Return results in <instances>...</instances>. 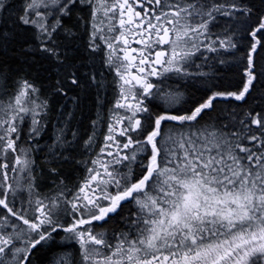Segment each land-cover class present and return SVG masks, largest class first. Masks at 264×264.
Instances as JSON below:
<instances>
[{"label": "snow or ice", "instance_id": "obj_1", "mask_svg": "<svg viewBox=\"0 0 264 264\" xmlns=\"http://www.w3.org/2000/svg\"><path fill=\"white\" fill-rule=\"evenodd\" d=\"M0 264H264V0H0Z\"/></svg>", "mask_w": 264, "mask_h": 264}]
</instances>
